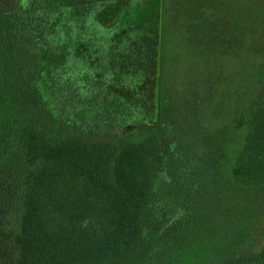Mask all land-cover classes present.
<instances>
[{"label":"trees","instance_id":"obj_1","mask_svg":"<svg viewBox=\"0 0 264 264\" xmlns=\"http://www.w3.org/2000/svg\"><path fill=\"white\" fill-rule=\"evenodd\" d=\"M66 9L67 0H0V181L14 180V201L0 198V264H175L180 248L230 219L208 200L215 216L225 213L216 228L190 236L181 225L210 189L191 177L209 166L197 167L193 145L165 126L176 85L157 75L155 127L139 137L121 130L134 90L82 68L66 41ZM122 10L112 2L94 16L108 28ZM244 124L226 187L235 194L264 189V87L235 117Z\"/></svg>","mask_w":264,"mask_h":264},{"label":"rangeland","instance_id":"obj_2","mask_svg":"<svg viewBox=\"0 0 264 264\" xmlns=\"http://www.w3.org/2000/svg\"><path fill=\"white\" fill-rule=\"evenodd\" d=\"M112 2L123 10L106 28L94 15ZM64 25L82 68L93 75L105 72L113 84L123 81L134 90V106L126 109L130 119L121 130L139 137L153 129L160 81L166 89L176 85L164 99L165 126L181 130L176 137L183 147L193 145L197 167L209 166L191 177L210 189L200 192L202 212L182 219L181 225L190 236L216 228L225 213L215 216L214 207L225 209L230 219L212 239L180 248L175 264H242L263 258L264 189L235 194L226 187L246 133L245 124L234 125L235 117L264 87L259 82L264 0H67ZM6 178L0 181V198L11 204L14 180L9 174Z\"/></svg>","mask_w":264,"mask_h":264}]
</instances>
